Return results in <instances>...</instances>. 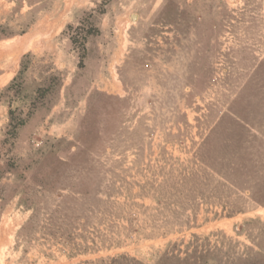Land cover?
I'll list each match as a JSON object with an SVG mask.
<instances>
[{
  "label": "rangeland",
  "instance_id": "1",
  "mask_svg": "<svg viewBox=\"0 0 264 264\" xmlns=\"http://www.w3.org/2000/svg\"><path fill=\"white\" fill-rule=\"evenodd\" d=\"M0 77V264H264V0H0Z\"/></svg>",
  "mask_w": 264,
  "mask_h": 264
},
{
  "label": "crops",
  "instance_id": "2",
  "mask_svg": "<svg viewBox=\"0 0 264 264\" xmlns=\"http://www.w3.org/2000/svg\"><path fill=\"white\" fill-rule=\"evenodd\" d=\"M26 48H28V46H26V41H25V39H22V41H21V45L15 50L16 51V53L18 52V53H21V52H23L24 51V49H26ZM14 51V52H15ZM0 78H2V77H0Z\"/></svg>",
  "mask_w": 264,
  "mask_h": 264
}]
</instances>
